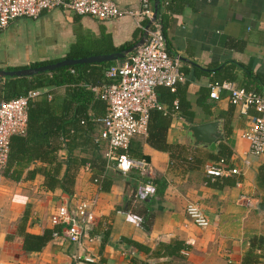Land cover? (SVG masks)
I'll return each mask as SVG.
<instances>
[{"label": "crops", "instance_id": "0c3cea01", "mask_svg": "<svg viewBox=\"0 0 264 264\" xmlns=\"http://www.w3.org/2000/svg\"><path fill=\"white\" fill-rule=\"evenodd\" d=\"M111 1L124 10L141 6L140 0ZM165 1L163 28L168 50L179 59L185 74L177 90L179 97L190 103L193 113L189 117L176 110L179 99L171 109L161 102L172 118L168 143L183 148L178 153L181 157L173 159L169 152L152 148L147 137H136L130 150L150 162V178L142 179L137 173L126 176L108 167L113 180L110 189L104 191L95 183L94 171L82 167L72 197L60 189L47 190L41 175L27 178L39 164L28 168L21 181L4 178L0 193V264H75L71 255L77 247L66 238H54L42 251L30 253L24 250L23 231L43 235L57 227L51 218L60 206L90 199H97L96 221L90 231L93 240L86 237L81 252L95 258L97 264H243L251 240L264 237V153L250 156V143L243 137L257 113L252 109L248 116H242L227 94L219 100L210 98L214 80L226 78L245 88L252 82L246 69L264 76V0ZM151 2L154 6V0ZM142 35L131 17L98 21L55 10L36 20L19 19L0 31V69L62 60L81 40L109 38L120 48L135 44ZM55 92L63 95L64 89ZM215 119L222 123L223 137L211 148L195 147L189 128ZM221 143L232 153V166L242 172L227 178L233 185L219 181L226 178L211 181L205 174L206 165L218 154ZM60 156L66 157V152ZM245 160L250 165L246 166ZM146 180L157 188L149 207L153 217L149 231L142 226L147 210L142 203L132 201L138 186ZM243 195L252 198L249 208L239 202ZM190 202L199 204L209 218L207 229L197 227L186 215ZM134 217L142 220L139 225ZM177 242L187 246L181 251L185 258L158 256L162 246ZM258 254L259 264H264V251Z\"/></svg>", "mask_w": 264, "mask_h": 264}, {"label": "built area", "instance_id": "2783aa9c", "mask_svg": "<svg viewBox=\"0 0 264 264\" xmlns=\"http://www.w3.org/2000/svg\"><path fill=\"white\" fill-rule=\"evenodd\" d=\"M141 6L135 10H124L111 0H0V31L7 29L19 19L36 20L46 13L60 10L65 14L89 16L98 21H110L123 17L135 19L145 31L147 25L141 21H153L149 38L141 48L127 59L116 62L106 70V77L112 81L100 87H94L98 99L106 103V114L96 117L99 126L97 142L105 143V158L109 168L129 176L137 173L142 179L152 175V166L146 158L128 155L131 144L136 137H147L150 112L161 110L168 114L159 101L157 90L161 87L175 93L184 82L185 74L181 70L179 59L168 50L163 23L155 11L151 0H140ZM210 98L219 100L223 94L228 95L229 102L242 116H248L253 109L257 114L251 119L249 128L243 137L249 141V155L259 157L264 153V93H255L239 87L233 82L210 84ZM46 91L32 90L27 95L0 102V193L3 190L4 171L8 166L11 142L15 136H25L28 127L30 103ZM49 99L52 97L49 95ZM175 109L178 110L176 103ZM174 115V114H173ZM245 165L250 161L245 160ZM90 169V166H87ZM239 168L230 161L209 162L205 167L206 176L211 181L240 175ZM96 184H99L95 181ZM157 194V188L149 180L142 181L134 193L136 202L151 200ZM239 202L245 208L252 204V198L246 195ZM97 199L77 201L74 205L60 206L52 216L55 226H61V236L77 247L71 255L75 264H97L95 258L81 252L83 240L90 241V231L96 221ZM186 215L193 223L207 229L210 221L199 204L190 202L185 209ZM138 225L141 219L132 218ZM188 255L187 252H185Z\"/></svg>", "mask_w": 264, "mask_h": 264}, {"label": "trees", "instance_id": "16d2710c", "mask_svg": "<svg viewBox=\"0 0 264 264\" xmlns=\"http://www.w3.org/2000/svg\"><path fill=\"white\" fill-rule=\"evenodd\" d=\"M167 3V1L161 0L159 16L162 23L163 7ZM144 24L147 25V22ZM135 44L117 48L109 38L98 41L81 40L72 46L70 53L64 59H82L118 53ZM55 62L58 61L40 62L27 67L6 70L37 68ZM114 64L116 62L84 64L61 68L33 77L0 79V102L27 95L32 90L46 91L44 95L30 103L26 135L15 136L12 139L8 166L3 173L4 178L15 182L21 181L28 168L33 164H39L28 172L27 178L34 179L37 175H41L47 190L60 189L72 197L79 170L89 165L97 175L95 181L100 184L101 190L108 191L110 189L113 178L108 169V160L104 156L105 144L97 142L99 126L95 122L96 117L106 114V103L97 98L93 88L112 83L106 77V70ZM239 66L242 67V65ZM246 74L252 82H249L243 89L261 94L264 91V76L254 75L247 69ZM224 81L231 80L225 78L214 80L212 83ZM55 89H64V94H57ZM157 93L159 101L170 105V109L173 108L174 101L179 99L178 109L185 115L193 117L190 103L179 97V90L173 93L169 89L161 87ZM49 95L52 97L51 99L48 98ZM171 121V116L164 111L152 110L146 141L152 148L169 152L173 159H179L181 155L178 153H181L183 148L180 145L169 144L167 140ZM62 151L66 152V157L60 156ZM129 154L135 158H143V155L132 150L129 151ZM231 156L232 153L228 147L221 143L218 154L212 158L215 162L230 161ZM227 180L226 178L219 181L228 185L235 184L233 181ZM132 201L142 203V208L147 210L143 216L142 226L149 231L153 218L149 210L152 201L136 202L134 197ZM137 211L140 216L143 215L140 209ZM26 216L24 220H26ZM61 231V226L48 229L43 235H34L23 231L24 250L30 253L42 251L55 238V234L61 236ZM105 234L107 235L108 232ZM129 243L146 253L150 252V249L144 248L139 243L133 241H129ZM162 248L163 251L158 252V256L166 258H182L184 256L181 251L187 250V246L178 242L174 245H164ZM259 251H264V237H255L251 240L250 249L243 264H259ZM133 264L136 262L133 261Z\"/></svg>", "mask_w": 264, "mask_h": 264}, {"label": "water", "instance_id": "95a60500", "mask_svg": "<svg viewBox=\"0 0 264 264\" xmlns=\"http://www.w3.org/2000/svg\"><path fill=\"white\" fill-rule=\"evenodd\" d=\"M160 9L161 0H154V19L158 17ZM152 29L153 21H150L147 24L140 40L133 47L125 49L118 53L98 55L82 59H63L58 62L37 68L30 67L19 70L0 69V79H5L8 77H33L44 73L54 72L61 68L72 67L77 65L119 62L127 59L131 54H134L139 48L146 44ZM188 134L191 137L192 144L195 147L211 148L223 137L222 123L215 119L214 121L209 123L194 125L189 128Z\"/></svg>", "mask_w": 264, "mask_h": 264}]
</instances>
